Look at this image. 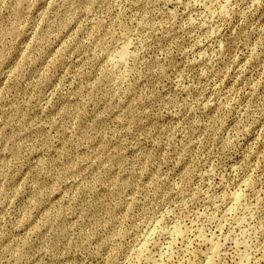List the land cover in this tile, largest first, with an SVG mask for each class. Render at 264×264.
Returning <instances> with one entry per match:
<instances>
[{
  "label": "rangeland",
  "instance_id": "rangeland-1",
  "mask_svg": "<svg viewBox=\"0 0 264 264\" xmlns=\"http://www.w3.org/2000/svg\"><path fill=\"white\" fill-rule=\"evenodd\" d=\"M0 264H264V0H0Z\"/></svg>",
  "mask_w": 264,
  "mask_h": 264
},
{
  "label": "bare ground",
  "instance_id": "bare-ground-1",
  "mask_svg": "<svg viewBox=\"0 0 264 264\" xmlns=\"http://www.w3.org/2000/svg\"><path fill=\"white\" fill-rule=\"evenodd\" d=\"M123 56V55H122Z\"/></svg>",
  "mask_w": 264,
  "mask_h": 264
}]
</instances>
